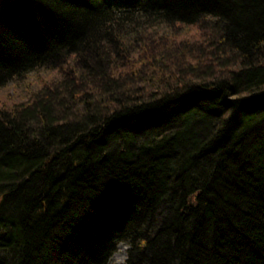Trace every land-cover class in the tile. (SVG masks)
<instances>
[{
  "label": "trees",
  "instance_id": "16d2710c",
  "mask_svg": "<svg viewBox=\"0 0 264 264\" xmlns=\"http://www.w3.org/2000/svg\"><path fill=\"white\" fill-rule=\"evenodd\" d=\"M28 75L0 264H264V0H0V87Z\"/></svg>",
  "mask_w": 264,
  "mask_h": 264
},
{
  "label": "rangeland",
  "instance_id": "374dc122",
  "mask_svg": "<svg viewBox=\"0 0 264 264\" xmlns=\"http://www.w3.org/2000/svg\"><path fill=\"white\" fill-rule=\"evenodd\" d=\"M28 75L19 81L9 82L0 87V106H13V104L25 103L31 100L39 90L37 82ZM34 85H32V84ZM126 245L119 244L110 258V264L123 263L126 258Z\"/></svg>",
  "mask_w": 264,
  "mask_h": 264
}]
</instances>
